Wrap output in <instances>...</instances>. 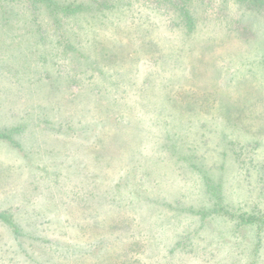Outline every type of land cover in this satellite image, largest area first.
<instances>
[{
  "label": "rangeland",
  "instance_id": "obj_1",
  "mask_svg": "<svg viewBox=\"0 0 264 264\" xmlns=\"http://www.w3.org/2000/svg\"><path fill=\"white\" fill-rule=\"evenodd\" d=\"M164 1L0 0V264H264V10Z\"/></svg>",
  "mask_w": 264,
  "mask_h": 264
},
{
  "label": "trees",
  "instance_id": "obj_2",
  "mask_svg": "<svg viewBox=\"0 0 264 264\" xmlns=\"http://www.w3.org/2000/svg\"><path fill=\"white\" fill-rule=\"evenodd\" d=\"M237 3L241 5H246L247 7H253L256 10L263 11L264 10V0H236ZM52 6L50 11L53 10L62 12L63 14L75 13L81 10L83 5L81 3H60L61 5H55V2H45ZM107 3V2H106ZM192 3L189 0H168L164 2H155L156 8L161 9L163 13L167 14L169 17V21L174 24H182L188 30L194 27L196 19L192 14ZM113 4L112 2L110 5ZM55 6V7H54ZM16 127V126H15ZM11 127L8 131H15L16 128ZM0 138L4 139H12L11 136L7 133L0 132ZM0 221L5 224L14 226L15 234L19 233L16 224L10 219V217L5 212H0ZM246 221H251L250 219H246Z\"/></svg>",
  "mask_w": 264,
  "mask_h": 264
}]
</instances>
